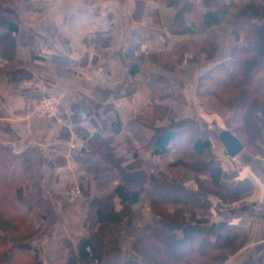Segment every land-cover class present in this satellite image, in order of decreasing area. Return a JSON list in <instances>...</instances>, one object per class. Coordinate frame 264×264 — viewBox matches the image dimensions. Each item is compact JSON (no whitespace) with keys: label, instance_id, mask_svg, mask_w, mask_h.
Masks as SVG:
<instances>
[{"label":"trees","instance_id":"1","mask_svg":"<svg viewBox=\"0 0 264 264\" xmlns=\"http://www.w3.org/2000/svg\"><path fill=\"white\" fill-rule=\"evenodd\" d=\"M241 1L230 0L227 6L204 4V11L188 2L177 9L170 30L173 34L190 36L217 29H228L232 33L237 43L226 57L203 69L196 94L207 106V102L212 101L214 106L209 107L219 115H226L230 132L239 138L244 148L260 155L264 153V0L260 4H251L255 15L233 17L232 12ZM13 12L11 4L0 0V59L5 62L0 69L21 62L15 57L13 33L17 30L16 23L4 16ZM188 14L191 19L185 20ZM187 41L199 46L205 57L212 54L211 45L215 41L211 43L207 35L201 40ZM187 41L178 40L166 49L133 54L128 67L132 76L130 82L104 90L94 89L104 98L109 95L129 98L138 86H158L159 82H164L162 74L156 69H147V66L158 64L170 71L182 60L194 61L197 53H189ZM207 45L210 46L207 48ZM9 71L6 70L5 74ZM172 96V93H166L153 100ZM169 108L160 103L151 105L147 114L134 113L121 136L122 128L116 115L111 124L112 135L94 132L78 150L76 158L93 176L96 190L103 192L111 186L113 188L108 194L91 199L84 222L88 236L76 243L64 240L45 261L39 258L36 243L51 237L55 225L62 220L56 194L47 192L45 185L44 170L53 168L52 159L36 148L16 153L0 143V264H108L107 259L116 251L120 239L101 231L107 225L121 228L128 223L124 224L123 214L113 207V197L119 199L122 209H132L141 201L142 194L151 198L152 216L148 234L139 238L136 247H141V242L153 240L144 251L149 264H187L189 261L221 264L228 253H217L219 248H240L246 239L244 230L223 222L208 224L204 221L206 218L194 219V212L209 210L207 194L231 203L251 194L253 185L246 178L237 179L236 170L221 167L220 160L211 153L210 134L214 132L205 121L196 116L167 119ZM156 114L159 124L165 120L167 123L151 127L143 122L155 118ZM119 139L132 153L130 159L115 155L114 150L121 143L114 144V141ZM150 150L162 160L163 167L148 168L142 152ZM188 155L206 158V166H201H204L201 172L204 179L198 177L195 188L186 184L187 172L195 174L199 167L195 161H186ZM178 167L182 168V175L174 173ZM171 192L179 193L180 201L168 200ZM109 241L112 248L106 253L104 245ZM155 253L170 260L160 259ZM195 255L202 259L196 257L192 260ZM122 264L146 263L128 258Z\"/></svg>","mask_w":264,"mask_h":264},{"label":"crops","instance_id":"2","mask_svg":"<svg viewBox=\"0 0 264 264\" xmlns=\"http://www.w3.org/2000/svg\"><path fill=\"white\" fill-rule=\"evenodd\" d=\"M173 1L15 0L18 5L13 7L14 12L4 14L16 23L15 57L21 64L0 81V143L16 153L36 148L52 159L53 168L44 170L46 191L56 194L62 216L55 234L43 240L41 259L64 240L76 243L87 237L84 222L91 199L113 188L98 192L76 156L94 132L108 133L117 116L123 124L135 110L119 111L116 105L120 107L128 97L109 95L104 101L94 87L104 90L130 82L128 67L133 54L166 49L184 35L170 30L179 7L192 2L204 11V4L230 3ZM190 19L191 15L185 16V20ZM4 63L0 59V65ZM48 94L60 99L57 117L47 120L33 116V104ZM144 154L142 159L150 167L157 155L152 150L145 155L148 158ZM239 154L225 162L220 160L221 167L236 170L237 179L246 178L253 191L228 208H217L212 222L244 230L250 264H264V154ZM74 185L80 186L81 195L72 204L67 195ZM113 201L120 205L117 197Z\"/></svg>","mask_w":264,"mask_h":264},{"label":"rangeland","instance_id":"3","mask_svg":"<svg viewBox=\"0 0 264 264\" xmlns=\"http://www.w3.org/2000/svg\"><path fill=\"white\" fill-rule=\"evenodd\" d=\"M2 1L6 4H11L13 7L18 5V3L15 2V0H2ZM252 3L260 4L261 0H243V1H241V3H238V5H236V7L234 8V10L232 12V16L234 15L233 17H236V16L239 17V16L255 15L256 12H255V9H253V7L251 6ZM205 35H207L208 38H211V43H213V41H215L211 45L212 54L210 55V57H205L204 53L200 51L199 46L195 45L192 42L187 41L188 39L201 40L203 37H205ZM176 39H177V41L178 40L187 41L186 46L188 45V47H189L188 51H189V53H193L195 51L197 53L196 59L194 61L182 60L179 65H177L175 68H173V70H170V71H165L158 64H154L152 66H147L148 67L147 69H149V70H151V69L158 70V73L162 74V76H163L162 78L164 79V82H159L158 86L155 84H151V85L143 84L141 86H138V88L136 89V92H135V96L132 95L130 98L125 99L120 107L116 105V109H119V111L124 110V113H125V111H128L129 109L133 108L135 110V113L141 112V113L147 114L151 110V105H153V104L158 105V104L162 103V104H167L170 107L169 108L170 110L168 111V114L166 115L167 119L168 118L182 119L184 117L196 116L197 119L205 121L207 123V127H209V129H212L214 132V133L210 134V140L212 143L211 153L216 158H218L219 160L225 162V161H227V159H229L231 157L222 155L223 145L221 144V142L218 138V135L224 129L231 131V129L227 125V117L224 114L223 115L217 114L211 107H209V106H214L212 101L207 102L209 105V106H207V104H205L203 102L204 100L202 101L200 98H198L197 94H196V89H197V85L199 82V75L203 71V69L208 67V65L215 63L217 60H220L223 57H226L230 53L231 48L237 42H236L234 36L232 35V33L228 29H217L214 32H207V33L206 32H199V33H197L195 35H191V36L184 34L182 36L181 35L178 36ZM239 41H241V40H239ZM209 46L210 45H207V48ZM19 64H21V63L16 62V63L9 65L5 69H0V81L3 79V77H6L7 75H9V73L5 74L6 70L11 71L16 66H18ZM153 70H151V71H153ZM166 93H172L173 94L172 98H163L161 100H158V98H157V99L153 100L154 98H156L162 94H166ZM52 95H54V94H52ZM54 96H56V98L58 99V106H57V109L54 112V114H41L35 107V105L38 102V101H36L32 107V115L36 116V117H41V118H44L47 120L55 119L58 115V112H59L60 99L57 95H54ZM105 100H106V98L104 99V101ZM156 117H158V114H156L155 118L144 119L143 122L150 124L151 127H155L158 125H164L167 123L165 120L164 122H162V124H159L160 122H158ZM129 121L130 120L124 119L123 124L121 122L119 123L121 128L123 129L119 133L120 136L125 134L126 129L129 127ZM110 129H111V131H108V133H106L107 135H112V131L114 130L112 125H110ZM148 133H150V132H148ZM85 142L83 143V145L85 144ZM121 142H122L121 139H119L118 141L115 140L114 144L121 143ZM114 151H115V155L119 156V157L126 156L130 159V157L132 155V153H129L125 149V146L122 145V143L118 146V148H115ZM242 152L244 153L243 155H247V154L248 155H259V153H254L249 148H244L242 150ZM242 152H240V153H242ZM144 153H146V154H144V157H146L145 155H147V152H144ZM262 154H264V153H262ZM262 154H260V156ZM238 155H240V154H238ZM184 157H186V156H184ZM146 158H148V157H146ZM183 159H185V158H183ZM205 159L206 158H197L194 156L190 157L189 155L186 157V161L188 163H192L195 161L199 167V170H197L195 174L191 173V172H187L188 179H186V184H188V186L195 188L197 186L196 180L198 179V177H200L199 180L204 179V174L201 173L203 171L204 166L203 167H201V166L202 165L206 166ZM145 164H146V162H145ZM147 166H148V164H147ZM157 167H163L162 160L158 156H157V158L153 159L151 166L150 167L148 166V168L154 169ZM182 171H183L182 168L178 167V168H176L174 173L178 174V175H182L183 174ZM89 176H91L93 184L95 185L93 176L91 174H89ZM107 190L108 189L104 190V192ZM80 195H81L80 186L79 185L72 186V188L69 190L68 195H67L68 200H69L68 203L71 202L72 204H74V201L76 202L77 198H79ZM206 197L210 200V206L208 208L209 210L207 212H202L199 210L195 211L194 212V219L206 218V220H204V221H207V223L209 224V222H212L215 219L213 214H217V208L220 209V206L228 208V207H230L229 204H231L233 202L241 201L246 196L239 199V200L233 201L231 203H225L219 197H217L216 195H213L211 193L207 194ZM167 198H168V200L170 198H172L173 200H177V201H180L179 199H181V197L179 196V193H177V192H171ZM59 203H60V201H59ZM113 203H114L113 207L116 208L117 210H120V212L123 214L124 224L127 222L128 223H127V226L125 224V227L122 226L121 228L111 227L110 225H107L101 231L102 234H103V232L110 234V235L114 234L115 237L118 236L120 239L119 242L117 243L116 251L111 253L107 259L108 264H122L128 258L134 259L137 261H143L146 264H149L147 259H145L146 257L144 255V251L148 250V247H150L149 244L151 242H153V240L150 239L147 243L141 242L140 243L141 247H136V242L139 240V238L143 234H145V233L148 234L149 226H150L149 222H150V218L152 216L151 198L147 194H142L140 204L134 206V207H136L135 211H133L132 209H128V208L122 209V206L115 204L114 201H113ZM197 204H198V202H197ZM168 207H169V205H168ZM132 208H133V206H132ZM88 209H89V206H88ZM133 212L136 214V217H134ZM59 213L61 214V212H59ZM129 215H131L132 217L130 218ZM61 222H58L55 226L57 227V225H60ZM130 222H131V224H129ZM53 234H55V231ZM43 240L38 241L36 243V247L38 249L40 259L42 258L41 256L43 253V245H44V244H42V243H44ZM104 240H105V237H104ZM246 240L247 239H245L243 245L240 248H238L237 250H235L236 247H230V246L219 248L220 250H218L219 252H217V253H221V252L228 253L226 259L221 264H250L251 259L248 257V253H247L248 249H247V245H246V242H247ZM109 243H110V241L106 245H104V251L106 253L109 249L112 248V244H109ZM114 246H115V244H114ZM140 248H142V249H140ZM53 253H54V251L52 252V254ZM48 256H50V254ZM155 256L160 257V259H164L167 261L170 260L165 255H163L161 253H155ZM196 257L198 258V256H196V255L191 257V258L193 260V259H197ZM198 259L201 260L202 258H198ZM41 260L45 261L46 257L45 258L43 257V259H41ZM169 262L173 263L172 261H169ZM258 262L259 261H255V263H254V261H253V264H260ZM187 264H197V263L194 261L193 262L189 261V263H187Z\"/></svg>","mask_w":264,"mask_h":264},{"label":"water","instance_id":"4","mask_svg":"<svg viewBox=\"0 0 264 264\" xmlns=\"http://www.w3.org/2000/svg\"><path fill=\"white\" fill-rule=\"evenodd\" d=\"M218 138L223 145V154L225 156L235 157L244 149V146L239 138L229 130H222L218 135Z\"/></svg>","mask_w":264,"mask_h":264},{"label":"built area","instance_id":"5","mask_svg":"<svg viewBox=\"0 0 264 264\" xmlns=\"http://www.w3.org/2000/svg\"><path fill=\"white\" fill-rule=\"evenodd\" d=\"M58 106V99L52 94L42 96L37 104L35 105L36 109L41 114H54Z\"/></svg>","mask_w":264,"mask_h":264}]
</instances>
